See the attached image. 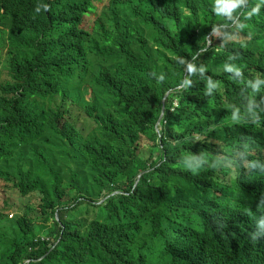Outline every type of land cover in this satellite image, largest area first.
<instances>
[{
    "label": "trees",
    "instance_id": "16d2710c",
    "mask_svg": "<svg viewBox=\"0 0 264 264\" xmlns=\"http://www.w3.org/2000/svg\"><path fill=\"white\" fill-rule=\"evenodd\" d=\"M97 1L0 0L12 75L0 82V184L40 200L17 218L0 210V264H219L225 251L264 264V52L210 43L214 24L238 17L226 29L264 47V0H204L189 16L175 0H108L89 32ZM113 33L133 46L126 59L90 60L95 36Z\"/></svg>",
    "mask_w": 264,
    "mask_h": 264
},
{
    "label": "clouds",
    "instance_id": "9594fccd",
    "mask_svg": "<svg viewBox=\"0 0 264 264\" xmlns=\"http://www.w3.org/2000/svg\"><path fill=\"white\" fill-rule=\"evenodd\" d=\"M216 0H213L212 1V3H214ZM254 1H257V0H253V2ZM189 2V4H191V5H193L194 7H196V8H201L203 5H204V0H201V3L200 4H197V5H194V3L191 1V0H189L188 1ZM226 2L228 3V4H230V6L231 7H235L236 6V4H242L243 6H244V8H243V10L247 7V5H248V0H226ZM252 2V3H253ZM97 4H103V7L104 6H107V4H108V0H99V1H97V3H95V5H96V7H97ZM252 5V4H251ZM250 6V5H249ZM222 7V6H221ZM261 7H263V6H261V5H256L255 7H253V8H261ZM178 9H182L183 11H184V14L186 15V16H189L190 14H191V12H188L186 9H184L182 6H180V5H178ZM106 10V8H104V10H103V12ZM249 12V14L250 13H254V11H253V9L251 8V9H247ZM245 11V10H244ZM95 13L97 12V11H94ZM101 12V11H100ZM99 12V13H100ZM3 13H4V10H3ZM93 14V12L92 11H89L88 13H86V15L84 16V19H83V21H82V23H81V27L84 25V26H87L86 25V19L90 16V15H92ZM103 14V13H102ZM102 14H98L97 15V17L94 19V21H93V23H92V25H90V26H87V27H89V29H90V31L89 32H92L95 28H96V26L98 25V20L102 17ZM238 17L235 19L236 20V22L238 21ZM240 19H239V23H240ZM238 23V24H239ZM246 35V36H245ZM249 35H252V34H250V33H248V32H245V31H242V30H237L236 31V33L234 34V33H232V32H230L229 30H227L226 28H224L223 26H219V28L216 30V31H213V33L212 34H210V36L211 37H215V38H218V39H220V38H222V39H230V40H233L234 42H235V46H236V48L240 51V52H242V53H244V54H247V55H255V54H260V53H262V52H264V47H263V45L260 43V41L256 38V37H254L253 35H252V38H250L249 37ZM211 37H210V40H211ZM120 40H122V41H126V40H123V39H120ZM7 52H8V48H5L3 51H2V53H0V82H5V81H7V80H12V75H11V73H10V69L6 66V60H7ZM106 52H107V54L109 55V52H108V49H106ZM104 58H105V56H103ZM111 62V59L109 58L107 61H104V60H101V61H99L98 63H97V66H96V73H98L100 70H101V66L102 65H107V64H109ZM189 67H190V63L187 65V73H186V75H185V81L180 85L181 87H183L184 85H185V83H186V78H187V75H188V72H189ZM226 71L227 72H229L231 75H232V77L233 78H238L239 80H242V79H244V77H243V73H242V71L240 70V69H238L237 71H234L233 69H232V67H230L229 65H226ZM248 78V77H247ZM246 78V79H247ZM77 91L78 92H80L81 94H84V96L86 97V99L87 100H91L92 99V97H93V89H92V87L91 86H89L88 84H85V85H83V86H81L80 87V89L78 88L77 89ZM169 92L170 91H168L167 93H166V96L169 94ZM233 108H234V112L235 113H239V112H241V110H242V112L241 113H245V111H244V109L241 107V106H238V105H234L233 106ZM76 111H78L77 109H75V112ZM78 113H76V115H77ZM163 116H164V108H163V111H162V113H161V116H160V123L157 125L156 124V127H157V129H158V131H160V124H161V122H162V118H163ZM158 120V121H159ZM158 123V122H157ZM144 139H145V137H143V144H148V143H150V141L148 142V143H145L144 142ZM141 175H142V173L141 174H139L138 175V178H137V180L135 181V183H134V185H133V188H132V190H134L135 188H136V186L138 185V183L140 182V177H141ZM7 183V182H6ZM2 184V183H1ZM0 184V185H1ZM13 184V183H12ZM14 185V184H13ZM16 187V186H15ZM17 188V187H16ZM18 189V188H17ZM19 190V189H18ZM21 193V192H20ZM22 194V193H21ZM105 198V196L102 198V199H100V200H98V201H101V200H103ZM2 212H4L3 210H1ZM22 212V210L18 213V215L20 214ZM4 214L5 215H7L5 212H4ZM17 215V216H18ZM9 216V215H8ZM17 216H16V218H17ZM15 217V215L13 214L12 215V218H14ZM9 218H10V216H9ZM42 222H36L35 223V231H34V233H35V241H37V239H38V237H39V229H38V226L41 224ZM43 240H47V241H49V246H51L52 245V237L51 236H47V235H45V237H43ZM11 243H12V241H9V240H5L4 241V243H3V245L4 246H10L11 245ZM33 250V248H31V251ZM219 264H229V259H228V254H227V251H225L224 253H223V255H222V257L220 258V262H219Z\"/></svg>",
    "mask_w": 264,
    "mask_h": 264
},
{
    "label": "rangeland",
    "instance_id": "374dc122",
    "mask_svg": "<svg viewBox=\"0 0 264 264\" xmlns=\"http://www.w3.org/2000/svg\"><path fill=\"white\" fill-rule=\"evenodd\" d=\"M102 7L103 4H97L96 14L90 15L86 19L87 26L92 25L98 14L100 15L103 13V10L106 6H104L101 10ZM121 42L122 40H120L118 35L115 33H113V35L107 41L103 40L100 35H96L95 39H93L90 44L91 52L89 53V59L92 61L100 60L102 56L107 54L106 49H118L121 47ZM76 113L80 114V117H82V114L79 111H76ZM144 142L148 143L149 141L144 139ZM39 203L40 200L36 196H23L12 183L2 182L0 185V210H3L7 215L10 216V218H12L13 214L15 215L14 218H16L21 210L26 211L30 205L38 206ZM69 212L73 214L71 209H69Z\"/></svg>",
    "mask_w": 264,
    "mask_h": 264
},
{
    "label": "bare ground",
    "instance_id": "6f19581e",
    "mask_svg": "<svg viewBox=\"0 0 264 264\" xmlns=\"http://www.w3.org/2000/svg\"><path fill=\"white\" fill-rule=\"evenodd\" d=\"M158 2H160L159 0H157ZM176 2H177V4H179L180 6H182L184 9H186L188 12L190 11V7L192 6L191 4H189V2H188V0H175ZM220 2V0H218V3ZM161 3V2H160ZM162 4V3H161ZM213 4V5H212ZM211 5H212V9L213 10H215L216 9V6H215V4L214 3H212ZM210 5V6H211ZM106 8V12H107V10L109 9V7H108V4H107V6L105 7ZM103 9V7L101 8V10ZM89 12V10L87 11V13ZM262 12H263V14H264V10H262ZM94 14H96L94 11H93V15ZM219 22H221V25H219L218 24V22L216 23V24H214V26L212 27V30L213 31H216L218 28H219V26H223L224 28H226V27H228V26H234V25H236V20L233 22V23H229L228 21H226V20H224V21H219ZM82 29H84V30H86V31H90V29H89V27H87V26H82L81 27ZM108 32L109 33H111V31H109L108 30ZM215 42H218V43H220V44H222V39L220 38V39H218V40H210V43H215ZM121 48H123L124 50H131L132 48H133V46L131 45V43H129V42H127V41H122L121 42ZM147 54H150V51L149 50H147ZM126 58H125V56L124 55H122V53H121V50H120V48H118V49H115V53H114V57H113V61H115V62H120V61H123V60H125ZM208 81H210V80H208ZM177 89H180L181 88V86H177L176 87ZM232 116H241V117H245V115L243 114V113H233V115ZM156 131L158 132V129H157V127H156ZM147 140V139H146ZM149 141V140H148ZM151 142V141H150ZM214 144H216V143H214ZM217 145V144H216ZM263 218H264V216H263Z\"/></svg>",
    "mask_w": 264,
    "mask_h": 264
},
{
    "label": "water",
    "instance_id": "95a60500",
    "mask_svg": "<svg viewBox=\"0 0 264 264\" xmlns=\"http://www.w3.org/2000/svg\"><path fill=\"white\" fill-rule=\"evenodd\" d=\"M160 123V120L158 121L157 125Z\"/></svg>",
    "mask_w": 264,
    "mask_h": 264
}]
</instances>
